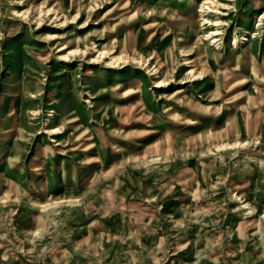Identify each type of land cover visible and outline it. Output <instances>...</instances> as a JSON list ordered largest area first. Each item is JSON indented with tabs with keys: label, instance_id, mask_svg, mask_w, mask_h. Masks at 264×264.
<instances>
[{
	"label": "rangeland",
	"instance_id": "1",
	"mask_svg": "<svg viewBox=\"0 0 264 264\" xmlns=\"http://www.w3.org/2000/svg\"><path fill=\"white\" fill-rule=\"evenodd\" d=\"M0 264H264V0H0Z\"/></svg>",
	"mask_w": 264,
	"mask_h": 264
},
{
	"label": "bare ground",
	"instance_id": "2",
	"mask_svg": "<svg viewBox=\"0 0 264 264\" xmlns=\"http://www.w3.org/2000/svg\"><path fill=\"white\" fill-rule=\"evenodd\" d=\"M102 54H103V53H102ZM158 86L161 87V86H164V85L160 83ZM58 131H59V129L56 128V129H54L53 133L56 134Z\"/></svg>",
	"mask_w": 264,
	"mask_h": 264
}]
</instances>
